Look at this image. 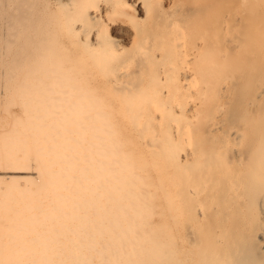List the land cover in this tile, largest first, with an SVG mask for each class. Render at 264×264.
I'll return each instance as SVG.
<instances>
[{
  "label": "bare ground",
  "instance_id": "obj_1",
  "mask_svg": "<svg viewBox=\"0 0 264 264\" xmlns=\"http://www.w3.org/2000/svg\"><path fill=\"white\" fill-rule=\"evenodd\" d=\"M156 1L0 0V264H264V26L164 11L128 73Z\"/></svg>",
  "mask_w": 264,
  "mask_h": 264
},
{
  "label": "rangeland",
  "instance_id": "obj_2",
  "mask_svg": "<svg viewBox=\"0 0 264 264\" xmlns=\"http://www.w3.org/2000/svg\"><path fill=\"white\" fill-rule=\"evenodd\" d=\"M125 1L128 4L135 2V0H125ZM153 1L154 0H151V2ZM159 1L160 2L156 1L157 4H155L154 6L161 4L159 5L160 7H157L156 13L155 11L153 12L152 18L148 22L142 23V22H138V20L135 21V19H132L130 21L128 20V22L126 21L118 22L117 21L116 23H114V25H109V29H110L109 33H110L111 38L117 44L122 45L124 48L126 47V53L124 54V57L121 59L122 61L121 65H125L126 67L125 71L128 73L132 71L130 62L136 54V48L132 47V36H133L132 34H133V31L135 30L134 27L138 29H141L143 27L145 28L146 25H149L155 21V16L158 17L157 21H160L163 15L165 14V12L167 14V12L169 11L171 12L172 10H175L176 8L177 10H180V9L183 11L188 10V12H190L192 11V9H195V7L199 8L200 5L203 4L200 0L199 1L198 0H159ZM196 1L197 3L200 2L201 4L199 3H198L199 5H197V3L195 4ZM249 1L250 3L247 6V2L244 3V1L242 0H233L231 8H233L236 11V13L238 14V18H241V16H246L247 13H249L251 19L250 21H248V25L250 28L249 29L250 34L253 35L254 32L256 34L259 32L262 25L264 26V0H248V2ZM207 2H209V0ZM242 30H243V33H245L247 29L245 30L244 27H242V29L241 27H239L238 34H240L241 36L243 35ZM249 30H247L246 34H248ZM251 31L253 34L251 33ZM20 111L21 110L15 101H12L7 104L5 96L0 97V121L6 118L18 117L21 115ZM112 116L114 117V115ZM0 126H1V123H0ZM30 248L27 249L26 251L22 250L21 253L28 254V256L32 254H38L40 253L43 246L36 244V245L31 246ZM28 261H31V260L28 259ZM45 261L46 260H43L44 263Z\"/></svg>",
  "mask_w": 264,
  "mask_h": 264
}]
</instances>
